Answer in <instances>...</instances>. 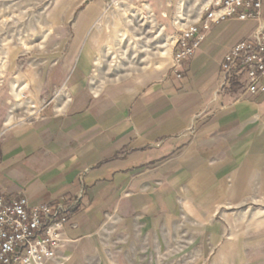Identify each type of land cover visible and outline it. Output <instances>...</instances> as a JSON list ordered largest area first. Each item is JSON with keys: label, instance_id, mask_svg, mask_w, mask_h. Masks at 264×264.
<instances>
[{"label": "crops", "instance_id": "crops-1", "mask_svg": "<svg viewBox=\"0 0 264 264\" xmlns=\"http://www.w3.org/2000/svg\"><path fill=\"white\" fill-rule=\"evenodd\" d=\"M92 10L75 22L83 44L56 89L65 97L0 137V196L75 203L61 264H264V95H243L222 72L257 22L213 25L180 78L171 59L95 86Z\"/></svg>", "mask_w": 264, "mask_h": 264}, {"label": "rangeland", "instance_id": "rangeland-1", "mask_svg": "<svg viewBox=\"0 0 264 264\" xmlns=\"http://www.w3.org/2000/svg\"><path fill=\"white\" fill-rule=\"evenodd\" d=\"M207 1L0 0V137L11 126L44 115L52 101L65 97L56 89L75 62L70 50L79 51L83 44L74 46L75 22L90 7L88 32L103 36L96 44L93 76L95 86H101L144 76L147 70H165L178 30L195 22Z\"/></svg>", "mask_w": 264, "mask_h": 264}, {"label": "built area", "instance_id": "built-area-1", "mask_svg": "<svg viewBox=\"0 0 264 264\" xmlns=\"http://www.w3.org/2000/svg\"><path fill=\"white\" fill-rule=\"evenodd\" d=\"M256 21L257 29L236 43L222 62L225 83L243 95H264V0H210L199 18L179 32L172 71L180 78L182 63L203 43L213 25L229 19ZM74 202L31 206L25 197L4 201L0 196V264H61L60 231L68 223Z\"/></svg>", "mask_w": 264, "mask_h": 264}]
</instances>
